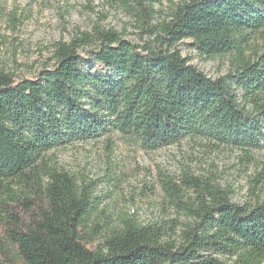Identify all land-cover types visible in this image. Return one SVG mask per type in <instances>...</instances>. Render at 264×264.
Instances as JSON below:
<instances>
[{
  "label": "trees",
  "instance_id": "obj_1",
  "mask_svg": "<svg viewBox=\"0 0 264 264\" xmlns=\"http://www.w3.org/2000/svg\"><path fill=\"white\" fill-rule=\"evenodd\" d=\"M117 1L151 40L93 26L57 42L34 78L0 68V264H264V200L238 205L207 179L163 176L168 202L194 219L179 241L133 216L104 231L90 224V183L47 164L53 149L110 133L145 151L185 138L263 147L264 51L247 53L264 38V0H189L162 20L161 0ZM185 39L201 57L227 56V73L189 64ZM87 46L91 63L79 53Z\"/></svg>",
  "mask_w": 264,
  "mask_h": 264
},
{
  "label": "rangeland",
  "instance_id": "obj_2",
  "mask_svg": "<svg viewBox=\"0 0 264 264\" xmlns=\"http://www.w3.org/2000/svg\"><path fill=\"white\" fill-rule=\"evenodd\" d=\"M189 0H161L154 8L162 20L176 5ZM93 26L112 28L122 39L141 46L151 38L141 24L117 0H1L0 68L17 78H34L53 64L54 45L68 42L78 32L92 33ZM177 48L210 78L227 73L228 58L201 57L182 40ZM264 51V38L256 36L251 50ZM92 48L79 49L85 62L92 61ZM47 164L65 170L79 181L90 183L94 207L90 224L99 223L104 231L118 226L123 217L140 223H157L164 238L179 241L180 231L194 219L180 206L168 202L160 187L163 176L180 183L184 172L209 180L229 190L231 202L243 205L264 200V144L261 149L242 150L218 145L201 138L145 151L127 143L117 133L96 139L64 144L49 151ZM197 192L187 190L183 202L195 203ZM105 232H103L104 234ZM223 261L229 259L222 258Z\"/></svg>",
  "mask_w": 264,
  "mask_h": 264
}]
</instances>
